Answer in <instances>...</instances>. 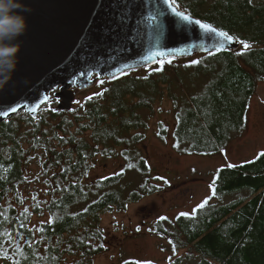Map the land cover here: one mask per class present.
I'll list each match as a JSON object with an SVG mask.
<instances>
[{"label": "trees", "instance_id": "trees-1", "mask_svg": "<svg viewBox=\"0 0 264 264\" xmlns=\"http://www.w3.org/2000/svg\"><path fill=\"white\" fill-rule=\"evenodd\" d=\"M176 7L228 33L239 48L102 79L69 111L50 99L36 117L21 112L0 125V264H95L109 251L103 215L159 190L146 186L149 166L137 145L163 97L176 116L174 142L191 154L216 153L244 125L264 80V0H176ZM120 159L116 173L92 178L97 165ZM132 171L145 177L143 194L127 186ZM242 191L247 196L176 216L172 248L199 264H264V153L215 172L213 198ZM155 230L167 231L160 221Z\"/></svg>", "mask_w": 264, "mask_h": 264}, {"label": "water", "instance_id": "water-1", "mask_svg": "<svg viewBox=\"0 0 264 264\" xmlns=\"http://www.w3.org/2000/svg\"><path fill=\"white\" fill-rule=\"evenodd\" d=\"M21 2L29 9L23 12L28 27L16 41L20 44L16 71L0 90V125L21 112L36 117L56 90L58 109L69 111L75 100L72 89L81 92L99 80L168 58L239 47L234 39L220 37L221 30L210 23L187 13L216 33L182 20L164 0Z\"/></svg>", "mask_w": 264, "mask_h": 264}, {"label": "rangeland", "instance_id": "rangeland-1", "mask_svg": "<svg viewBox=\"0 0 264 264\" xmlns=\"http://www.w3.org/2000/svg\"><path fill=\"white\" fill-rule=\"evenodd\" d=\"M94 82L92 79L91 83ZM56 92L50 94V99H56ZM81 92L72 89L70 95L82 101L94 89ZM153 110L148 129L144 132L145 138L137 148L149 166L146 186L159 187V190L142 195L139 201L128 204L123 212L103 215L101 224L111 247L96 258L95 264H199L196 257L184 258L188 252L174 250L167 240L168 235L174 233V219L181 213L191 215L193 209L206 199L209 204L217 206L247 196V192L242 191L220 199L213 198L214 174L222 167L237 166L264 153V80L256 82L244 125L232 132L216 153L196 155L188 152V144L176 146L173 139L176 116L166 97L156 103ZM160 127L163 128L162 136ZM123 167L121 159L109 160L97 165L91 176L108 177ZM125 179L130 191L135 189L143 194L142 189H138L145 177L132 171ZM158 221L165 225L166 233H156Z\"/></svg>", "mask_w": 264, "mask_h": 264}, {"label": "clouds", "instance_id": "clouds-1", "mask_svg": "<svg viewBox=\"0 0 264 264\" xmlns=\"http://www.w3.org/2000/svg\"><path fill=\"white\" fill-rule=\"evenodd\" d=\"M27 11L21 0H0V90L16 71L20 51L16 41L27 30V19L23 15Z\"/></svg>", "mask_w": 264, "mask_h": 264}, {"label": "snow or ice", "instance_id": "snow-or-ice-1", "mask_svg": "<svg viewBox=\"0 0 264 264\" xmlns=\"http://www.w3.org/2000/svg\"><path fill=\"white\" fill-rule=\"evenodd\" d=\"M164 2H165V4L169 5V7L171 8L172 12L176 16L180 17L182 20L188 22L189 24L199 25L200 29H202L205 33L211 34V33H216L217 32V30L215 28H213L211 25L203 23L200 20H193V18L191 16H189L187 13L181 12L178 9V7H176V0H164ZM153 19H155V17H153ZM218 35L220 37L226 38L229 41L233 40V37L230 36L226 32L221 31V32L218 33ZM218 47L221 48V50H222V45H218ZM244 48L248 49L249 45L247 43H244ZM192 63L198 64L199 61H192ZM45 99H47V97ZM13 111H15V109H13ZM207 203H208V200L207 199L204 200L200 205H198V207L196 209H193V212H197L200 209H203ZM180 215L181 216H188L189 214L188 213H181Z\"/></svg>", "mask_w": 264, "mask_h": 264}]
</instances>
